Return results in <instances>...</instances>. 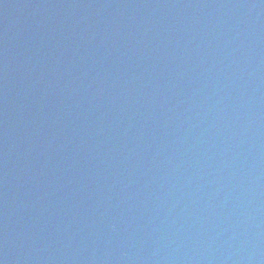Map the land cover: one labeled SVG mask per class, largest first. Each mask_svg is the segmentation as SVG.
Here are the masks:
<instances>
[{"label":"water","instance_id":"water-1","mask_svg":"<svg viewBox=\"0 0 264 264\" xmlns=\"http://www.w3.org/2000/svg\"><path fill=\"white\" fill-rule=\"evenodd\" d=\"M0 264H264V0H0Z\"/></svg>","mask_w":264,"mask_h":264}]
</instances>
